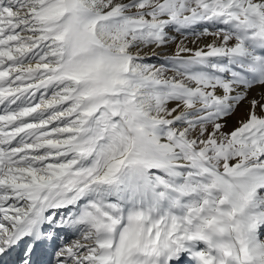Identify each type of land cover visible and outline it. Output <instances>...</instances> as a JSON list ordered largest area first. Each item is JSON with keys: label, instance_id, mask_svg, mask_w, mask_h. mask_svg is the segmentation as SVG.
<instances>
[{"label": "snow or ice", "instance_id": "snow-or-ice-1", "mask_svg": "<svg viewBox=\"0 0 264 264\" xmlns=\"http://www.w3.org/2000/svg\"><path fill=\"white\" fill-rule=\"evenodd\" d=\"M22 243L264 264V0H0V256Z\"/></svg>", "mask_w": 264, "mask_h": 264}, {"label": "bare ground", "instance_id": "bare-ground-1", "mask_svg": "<svg viewBox=\"0 0 264 264\" xmlns=\"http://www.w3.org/2000/svg\"><path fill=\"white\" fill-rule=\"evenodd\" d=\"M260 91V89L258 88H253L250 92H249V99H251L253 96H255L257 94V92ZM248 102H242L235 110V112L226 118V123L228 125V129L236 126V121L239 118L245 117L247 110H248ZM226 129V130H228Z\"/></svg>", "mask_w": 264, "mask_h": 264}, {"label": "rangeland", "instance_id": "rangeland-1", "mask_svg": "<svg viewBox=\"0 0 264 264\" xmlns=\"http://www.w3.org/2000/svg\"><path fill=\"white\" fill-rule=\"evenodd\" d=\"M153 62H155V61H153ZM73 238H74V237H71V236L68 237L69 240H70V239H73Z\"/></svg>", "mask_w": 264, "mask_h": 264}]
</instances>
